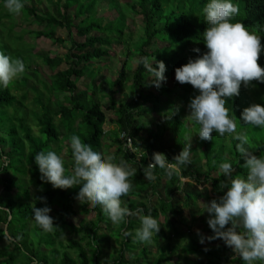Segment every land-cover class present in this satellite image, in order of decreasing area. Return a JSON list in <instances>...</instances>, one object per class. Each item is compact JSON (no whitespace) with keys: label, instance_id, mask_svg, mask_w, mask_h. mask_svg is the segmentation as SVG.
Segmentation results:
<instances>
[{"label":"trees","instance_id":"trees-1","mask_svg":"<svg viewBox=\"0 0 264 264\" xmlns=\"http://www.w3.org/2000/svg\"><path fill=\"white\" fill-rule=\"evenodd\" d=\"M101 1L22 0L24 9L21 14L13 15L5 8V0H0V52L21 59L30 69V74L24 72L8 88L0 86V158L7 157L9 161L7 168L0 169V224L5 226L4 230L0 227V264H129L125 253L132 252L138 242L132 236L125 237L123 232L127 230L134 234L140 226L138 217H128L126 224L114 225L100 206L78 203L75 197L79 186L54 189L40 179L34 162V156L40 151L51 150L63 155L65 167L71 172L72 135L80 136L94 151L103 154L108 147H114L113 155L117 161L124 159L137 168V174L132 178L133 189L123 198L124 205L132 211L143 209V214H151L159 222L160 216L164 217L160 232L153 238L155 244L162 241L157 254L149 258V252L143 246L136 256H130L134 262L167 264L178 252L183 255L185 264H242L218 239L206 240L208 245L204 247L192 239L181 244V228L186 226L187 232L190 228L184 211H198L197 201L202 196L208 201L218 198L224 190L222 186H230L231 178L246 177V169L236 150L238 141L233 136L221 137L213 133L212 140L202 141L196 135L199 126L189 119L191 128L187 129L186 121L182 120L190 99L198 92L189 84L177 83L174 69L207 51L202 33L207 27L203 8L208 0H134L126 4L132 15L141 16V26L134 39L132 33H124L126 15L118 0H110L109 8L117 14L112 20L97 16ZM232 2L240 10L233 22L239 21L260 35L264 44V0ZM38 6L43 10L40 11ZM16 21L37 28L32 30L28 26L17 30ZM57 31L66 33V38L57 37ZM24 35L58 45L69 43L63 58H50L40 53L33 55L52 71L63 63L67 68L50 74L49 83L39 79L37 68L31 67L24 54L29 53V49L11 51L14 44L23 41ZM74 35L83 40L76 41ZM159 42L164 45L159 46ZM113 45H121L124 50L130 47L124 53L126 59L115 79L100 75L99 66L104 57L109 56L108 49ZM195 48H199L200 53L194 52ZM141 56L149 59L153 56L166 65V81L159 89L146 85L148 73L142 64L134 63L133 69L127 68L130 59L135 62ZM258 63L264 67V53ZM152 66L156 67L155 63ZM85 79L88 81L81 89L79 82ZM172 79L173 86L170 87L168 83ZM121 87L128 88L129 100L116 98ZM28 92L33 94L35 108L28 114L35 123L36 133L26 122V113H20L23 104L19 98L25 99ZM228 104L238 119L237 132L247 136L249 150L264 157V129L243 125L240 120L244 108L253 104L264 106V83L253 81L247 88L242 85L240 95ZM103 107L113 112V118L107 117ZM161 111L163 124L150 130V124L143 122L142 117L151 112L161 114ZM107 123L114 129L104 131ZM106 133L112 138L111 144L104 142ZM166 133H170L172 139L164 140ZM192 133L197 136L196 145L191 146V163L182 168V176L169 179L157 168L154 182L144 179L141 169L153 162L154 152L163 153L169 162H174L173 157L187 145ZM121 134H124L122 138ZM127 139L131 142L130 148L126 146ZM226 161L235 169L231 178L219 170V165ZM201 183L210 185L212 197L205 189L203 192L196 189ZM39 197L45 198L46 205L51 208L49 215L58 226L53 233L43 232L33 219L34 205L37 208L45 206L37 199ZM91 213L94 218L87 220L86 216ZM77 215L81 218L76 224L72 219ZM168 216L177 217L176 224ZM207 219L208 214H205L201 220L203 230L206 236H211ZM103 229L105 232H101ZM108 238H113L118 245L110 253L102 247ZM189 256L199 258L190 260ZM100 257L105 260L101 261Z\"/></svg>","mask_w":264,"mask_h":264},{"label":"clouds","instance_id":"clouds-1","mask_svg":"<svg viewBox=\"0 0 264 264\" xmlns=\"http://www.w3.org/2000/svg\"><path fill=\"white\" fill-rule=\"evenodd\" d=\"M4 6L13 15L21 14L24 9L22 0H5ZM239 13V7L232 0H208L203 8L207 27L202 33L207 51L194 59L189 58L187 63L175 68L174 73L177 83L189 84L198 92L187 105V117L199 126L196 135L202 141L212 140L213 133L221 137L233 136L238 141L236 150L240 162L246 169V177L231 178L235 171L232 163L226 161L219 165L220 172L231 178L230 186H222L224 190L218 198L202 202L213 235L204 236L197 230L199 242L204 244L206 240L219 239L242 264H264V157L249 150L247 136L237 132L238 119L228 107V101L240 95L242 85L247 88L253 81L264 83V67L258 63L264 53V44L260 35L239 21L233 22ZM193 51L200 53L199 48ZM135 63L146 69V85L159 89L166 81V65L162 61H156L153 56L151 59L141 56ZM25 70L21 59L0 52V86L8 88ZM240 120L243 125L264 129V106L253 104L244 108ZM70 146L73 157L70 173L64 159L55 151H40L34 156L40 179L54 189L79 186L75 197L78 203L100 206L114 225L126 224L128 217H138L140 226L134 234L125 230L123 235L150 245L160 232L161 223L151 214H143V209L130 210L123 201L133 189L132 178L137 168L124 159L117 161L115 155L94 151L78 135L70 137ZM191 152V137L173 157L174 162H169L165 154L154 152L153 162L141 169L144 179L154 182L157 168L169 179L182 176V168L191 163ZM8 163L7 157L0 158V169L7 168ZM37 199L45 206L37 208L34 205L33 219L43 232L53 233L58 226L49 215L51 208L46 205L45 198Z\"/></svg>","mask_w":264,"mask_h":264},{"label":"rangeland","instance_id":"rangeland-1","mask_svg":"<svg viewBox=\"0 0 264 264\" xmlns=\"http://www.w3.org/2000/svg\"><path fill=\"white\" fill-rule=\"evenodd\" d=\"M132 1H134V0H118V3L120 5V8L122 9L123 13L126 15L125 16L126 17L125 21H126L127 27L125 28L124 33L125 34L132 33L133 34L132 38L134 39V38H136V34L138 32L139 27L141 26V23H140L141 16H134V15H132L131 11L130 12L128 11V9L126 7V4H130ZM99 5L100 6L98 7L97 16H102L105 20H112L113 18H115L117 16L116 11H114L112 8H109L110 0H102ZM38 9L41 11V10H43V7H39L38 6ZM71 11L72 10H70V12ZM15 24L18 27L17 30L27 28L28 26H29V29H32V30H35L37 28V26L32 25V24L31 25L29 24L27 26L24 21H16ZM74 33H75V31H73V34ZM56 36L60 37V38H66V33H62V32L57 31V35ZM74 39L76 41H82L83 40L82 38H78L75 35H74ZM158 45L159 46H163L164 43L159 42ZM13 47L14 48L11 49L12 52L13 51H19V50L22 52V50H24V49H29L28 50L29 53H24L29 58L28 59V63H31V67L32 68H37L38 74H39V79L45 81L46 83H49L50 74L57 72V70H64V69L67 68V65L63 63L56 70L52 71V70L48 69L39 59H36L34 57L35 56L34 54H39L40 53L42 55L44 54L45 56L47 55L50 58H55L56 56L58 58H63L64 55L67 54V49L69 48V43H67V42L64 45H58V44L52 43L49 40H45L43 38L35 39L31 35H24L23 41L22 42H18L17 44H14ZM108 50H109V56L108 57H104V59L99 63V66L101 67L100 75L108 76L111 79H115L117 77V73L116 72H118V69L120 68V66L123 64V62L126 59L125 58L126 56H124V53H125V51L130 50V47H126L125 50H124L123 46H121V45H113ZM131 51L133 52V49ZM134 63H135L134 60L130 59V61L127 63V68H129L130 70L133 69ZM95 66H97V64H95ZM25 72H26V74H30V69L26 67ZM80 81L81 82H79L78 86L82 89L83 88V84L86 81H88V80L85 79V80H80ZM172 81H174V80L172 79L168 83V85L170 87L173 86V82ZM16 94H19V92H17ZM130 96H131V94H130L128 88L124 89L123 87H121L119 92H118V94L116 95V98L118 100H123V99L129 100ZM32 98H33V94L31 92H28L27 97L25 99H22L21 97L19 98V100L23 104L20 107V113H26V122L31 126L33 132L36 133L37 128L35 126V123L33 122L32 118H31V115L28 114V112L31 109L35 108V106H33V103H32ZM106 105H107V103H106ZM161 105L164 106L162 103H161ZM177 105H178V102H176V106ZM147 106L150 107L149 104H147ZM167 106H169V105H167ZM103 110L106 113L107 117L113 118V112L112 111L106 110L105 107H103ZM9 112H13V110L9 111ZM162 112L163 111H161V114H158L156 112H151L149 115L143 116L141 120L143 122H147L148 124H150V126H149L150 130L154 131V130H156L157 124H163V122H164V117L162 115ZM182 115H183L182 116V120L186 121L185 127L187 129L191 128V123L189 122L190 118L187 117L189 115L188 108H185L184 113ZM113 129H114V126L112 124H108L107 123L105 125V130L104 131L107 132V131H111ZM190 137H191V146L193 147V146L196 145L194 140H195V138L197 136L194 133H192L189 136V138ZM163 139L167 141V140L172 139V136H171L170 133H166V134L163 135ZM111 141H112V138L108 135V133H106L104 142L106 144H111ZM127 147L130 148L128 145H127ZM114 151H115L114 147H108V150L106 149L104 154L113 155ZM131 151H135V149H132ZM60 156L62 158H64L63 155H60ZM199 165H201V164H199ZM213 174H215V173H213ZM213 176H215V175H213ZM184 180L186 181V179H184ZM196 189L199 190L200 192H203V190L205 189L206 193L208 194V196L212 197V195H213L212 192H211V187H210L209 184H205V183L198 184L196 186ZM0 190H1V187H0ZM150 200H151L150 201L151 203L154 202V199H150ZM207 201L208 200L204 196H202L197 201L198 211L197 210H194L193 212L190 211V210L184 211L183 216H184V218L186 220L187 225H190V228H189V232H187V230L185 228L186 226L181 228V231L183 232V234H182L183 238H182L181 244L188 242L190 239L199 242V237L197 235V230H199V232L201 234L206 236V232H204V230H203V223H202L201 220L204 218L205 214H207V213H204V205H203L202 202H207ZM193 217H194V219H192ZM80 218L81 217L79 215H77V216L73 217L72 221L77 224V222L80 220ZM93 218H94V214L93 213H91L90 215L86 216L87 220H91ZM168 219L171 220L174 224H176V222L174 220H178L177 217L172 219L171 216H168ZM163 220H164V217L160 216L161 224H163ZM192 221H194V222H192ZM0 227L3 230L5 229V226L2 225V224H0ZM101 232H105L104 229L101 230ZM218 242L220 244H223V246H225L223 241L218 239ZM2 243L6 244L5 242H2ZM161 243H162V241H160L157 244L152 242L150 245L149 244L137 243L136 244V248L132 252L125 253V257H126V259L129 260V264H138V263L134 262L133 259L130 258V256L132 254H134L136 256L138 254V252L140 251V249L143 246H145L147 248L148 252H149V258H154L155 255L157 254V249H158L159 245L161 246ZM199 244L202 247L208 245L207 241H205L204 244H201L199 242ZM102 247L105 248L103 250H105L106 253H110L111 250H113V248L118 247V245H117V243L114 242L113 238H108V239H106V242L104 244H102ZM70 255L72 257H75V255L73 253H70ZM197 258H199V257L189 256L190 260L191 259L194 260V259H197ZM100 260L104 261L105 259H104V257H100ZM167 264H185L184 261H183V255H179V253L177 252L176 255H173L170 258V260H169V262Z\"/></svg>","mask_w":264,"mask_h":264},{"label":"built area","instance_id":"built-area-1","mask_svg":"<svg viewBox=\"0 0 264 264\" xmlns=\"http://www.w3.org/2000/svg\"><path fill=\"white\" fill-rule=\"evenodd\" d=\"M123 136H124V134H121V135H120V138H122ZM127 145H128L129 147L131 146V142H130L129 139L126 140V146H127Z\"/></svg>","mask_w":264,"mask_h":264}]
</instances>
